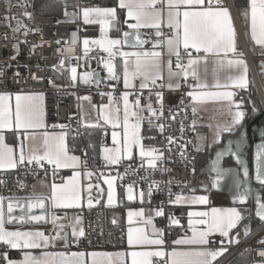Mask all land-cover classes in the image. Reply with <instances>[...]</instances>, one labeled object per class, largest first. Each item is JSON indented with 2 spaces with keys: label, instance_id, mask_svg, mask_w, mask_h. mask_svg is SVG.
Wrapping results in <instances>:
<instances>
[{
  "label": "snow or ice",
  "instance_id": "obj_1",
  "mask_svg": "<svg viewBox=\"0 0 264 264\" xmlns=\"http://www.w3.org/2000/svg\"><path fill=\"white\" fill-rule=\"evenodd\" d=\"M118 7L126 9V19L124 24L129 31H123L122 36L111 38L108 29L120 31L117 26L118 17L116 8L93 7L81 9L82 23L85 25L99 24L100 38L89 40L87 37L79 35L83 29L77 27L75 35L77 49L71 47L68 38L61 37L56 41L58 45H65L61 49L60 62L67 65L71 73L72 87L77 82L84 85L101 84L100 74L92 70L78 72L80 61L86 60L92 50L90 45L98 46L100 50L107 53V58L101 57V66L106 71L105 81H115L123 83L124 91L117 98L113 92H101L102 97L107 95L108 103L93 105L97 110V120L90 126L104 128L110 126L112 147L101 146V158L105 166H116L122 160H133L137 156L140 160V168H147L159 171L161 174L171 171L162 167L165 161V151L172 153L173 145L179 149V155L186 165H192L194 157L187 154V146L193 144L196 151H200L204 145L205 138L197 135L196 142L185 140V125L183 118L179 122V137L167 135L165 137L167 147L160 148L154 145H146L145 139L154 140V136H145L142 133V125L147 122L149 129L157 130L162 136L170 123L162 121H175L181 112L186 113L187 107L181 100V107L177 112L170 108L168 116L164 115V96L161 91H153L156 88L167 87L170 90H179L182 86L189 89L186 96L189 98L191 111L194 119L191 129L196 130V115L198 107L207 102L223 103L227 106L228 119L224 122H217L215 126L209 125L213 129L212 143L221 142L223 134L233 136L239 131L235 139H228L227 144L219 151L215 152V158L211 160L210 170L215 175L211 177V189L219 188L222 181L229 178L232 188L231 199L234 206L228 208H211L209 211H188V230L191 235L185 234L172 241L171 250L165 249L166 240L164 230L158 229L153 224L152 216L145 218L144 208L128 211V223H133V218H140L146 226L151 227L155 238L149 236L146 228L129 227L127 230V243L130 248H140L142 250H132L126 254L119 252L112 253H88L93 257L92 264H100L97 257H107L109 264L121 261L126 264L125 256L131 258V264H158L163 260L164 264H213L214 261L228 252L229 247L238 245L240 240L239 226L248 216L251 215L247 207L250 201L254 202L255 217L264 223V142L256 146L254 175L250 174V169L246 166L242 156V146L247 137L245 121L254 118L259 114V109L253 104L251 110L245 108L243 97L235 100L237 91H247L249 87V69L242 53L237 52V31L234 18L225 0H118ZM240 14L250 22L251 40L256 45L264 48V0H247V7ZM24 15L31 19V13L24 12ZM75 13L65 12V16L70 19L68 23L74 22ZM13 19L5 17V20ZM60 23V21H57ZM19 27H23L22 21L16 20ZM167 28L168 32L164 29ZM142 29L152 30V33L145 38ZM154 35L155 39H152ZM151 45L145 48V45ZM124 47H130L132 51H124ZM67 51L68 54H63ZM231 54V55H230ZM119 56L122 63L117 64L115 58ZM165 56L167 60L165 61ZM172 57H175L173 68ZM75 60L76 66L72 65ZM264 67V65H262ZM53 70H57L53 66ZM167 71V82L158 83L163 79L164 71ZM39 79L38 77H34ZM194 81V83H191ZM139 81V90L136 82ZM52 83V81H49ZM109 87L116 89V84H109ZM149 90L148 102L142 103L144 99L143 91ZM155 96V104L152 96ZM130 97H135L130 99ZM90 101V97H80ZM7 97L0 94V130L9 129L17 133L19 140L18 152L5 143V137L0 134V169H17L18 166L40 167L47 174L51 168L52 175L55 176L60 169H71L72 175L65 178L61 184L53 182L51 188V204L54 208L79 207L81 199V178H89L93 172L88 170V161L82 160L80 156L73 154L66 144V125H53V128H60L59 133L47 130L38 132L39 129H47L44 123V109L42 107L43 95L17 94L15 96V111L8 103ZM248 103H252L249 101ZM186 118V117H185ZM259 126L253 129L256 131ZM262 141H264V130H260ZM235 144V149L232 145ZM91 147V145H89ZM211 147V145H208ZM86 155V153H85ZM231 155L234 158L236 167H222L221 158ZM83 168L81 172L79 169ZM131 171L137 174L134 169L125 170V175ZM195 173V167H192ZM124 177L117 173V176L105 178L108 186L107 203H116V192L114 181ZM146 179V177H141ZM259 186L254 190L252 181ZM2 183V182H0ZM169 186V203L173 205H206L209 203L207 195H187L184 192L173 194L171 192L172 180L166 182L153 180L148 185L145 192L140 189L135 192L137 182L133 181L127 185L126 196L129 201L137 199L141 204L147 195L151 197L155 187L160 190L161 184ZM90 190L93 186L89 184ZM96 187H99L97 185ZM188 188L187 185H185ZM205 192L209 191L205 185ZM189 192L195 189L188 188ZM151 202L150 199L148 201ZM89 207L92 200L88 201ZM45 198L38 196L28 198L26 201L9 200L7 204V222H36L45 219L44 215L33 214V209H45ZM20 209L19 216L13 215L14 209ZM155 216L164 215L163 202L157 209H153ZM246 213L248 216H246ZM5 208L4 197L0 196V242L12 249L22 250L21 260L9 259L7 252L0 253V259L5 264H87L84 259V252H41L40 256H35L31 251L40 248H47L54 245L57 240H64L67 247L68 235L63 232L64 225L56 227L54 236L46 235L43 231H8L5 229ZM51 215V222L56 226L60 219L55 214ZM171 224H180V220L172 215L168 216ZM80 223V218H76V224ZM115 223V220H113ZM244 235L250 233V225L243 224ZM218 234L219 247H212L217 242L212 239ZM71 235L74 239H79L85 235L81 228L77 230L72 226ZM260 243H264L261 240ZM264 264V261L259 262Z\"/></svg>",
  "mask_w": 264,
  "mask_h": 264
},
{
  "label": "built area",
  "instance_id": "obj_2",
  "mask_svg": "<svg viewBox=\"0 0 264 264\" xmlns=\"http://www.w3.org/2000/svg\"><path fill=\"white\" fill-rule=\"evenodd\" d=\"M77 1L79 10L84 4L91 8L97 5L95 1L88 3H85L84 0ZM73 10L76 14V9L73 8ZM25 11L32 14L31 19L24 15ZM65 12L61 16H55L36 10L30 0H0V92L8 94L18 92L42 94L47 127L58 129V127L53 128L52 126L66 125L67 127L64 131L67 135L71 134L78 150L77 154L80 155L82 160L86 159L88 161L87 157L82 153L83 143L81 139L84 129L91 124L86 104L108 98L107 95L102 97L99 94L101 92H113V95L118 98L123 91V87L120 82L115 81H102L99 87L81 88L78 84L79 82H77L75 87L71 86V73L67 69V65L60 62L61 49H64L65 45H58L56 41L66 36L69 45L76 48L77 53L82 55L80 46L77 44L75 29L77 27L83 29L79 35L87 37L91 41L100 38V25L83 24L82 20H80V11L78 20L75 15L73 18L74 22H65ZM6 16L13 19L5 20ZM16 20L22 21L23 27L17 26ZM57 21H60V23H57ZM151 33L152 31L149 29L142 31V35L145 38H148ZM150 46V44L145 45L146 48ZM90 47L92 50L86 60L80 61L81 66L77 68V71L83 72L90 67L95 72L99 71L101 76L105 77L107 74L101 66V57L107 58V53L100 50L98 46L90 45ZM63 54L66 55L68 53L65 51ZM76 63L75 60L72 61L73 66H76ZM53 66L57 70L54 71ZM50 80L52 83L49 82ZM190 82H192L191 79ZM109 84H116V89L113 91L108 86ZM136 84L137 90H139V81ZM188 90L187 86H182L179 90H170L166 87L153 89V91H161L163 93L165 117L168 116L170 108L174 113L179 110L182 99L184 105L188 106L186 113L181 112L175 121H162L170 123L171 126L166 128L163 136L156 130L154 136L155 146L166 149L165 137L167 135L171 134L179 137V122L182 118L185 125L184 139L193 141L192 134L194 131L191 129L193 114L191 107H189V98L185 95ZM144 92H149V90L145 89ZM86 96L91 98L90 101L78 99ZM153 99V104H155L156 98L154 95ZM71 147L73 148V146ZM187 154L195 158L192 165H186L185 161L182 160L177 146L173 145L171 154L165 151V161L162 167L171 169V171L164 174L159 171L140 168V160H122L119 165L107 167L101 160L96 161L93 166H89L88 163V170L93 172L88 185L91 184L93 187L90 190L87 187V194L91 200H96L97 193H99V188L96 186L99 181L109 175L117 176V173L124 177L122 180L117 179L119 187L127 186L136 181L135 189L138 191L143 189L147 192L148 185L153 180L162 182L172 180L171 192L175 194L180 189L186 188L185 185H189L190 179L194 175L192 167H195L196 164V151L193 144L187 146ZM129 165L137 174H132L129 171L125 175V170L129 168ZM35 177L54 181L62 177V172L58 170L57 174L53 176L51 168L46 174L40 167L33 166H18L17 169L11 171H0V182H2L0 183V196L4 197L5 202L12 198L28 199L32 179ZM141 177H146V179H141ZM168 192L169 186L166 183H162L160 190L153 188L151 197L145 196L148 201L150 199L158 208L163 202L164 215L159 216V222L164 230L166 249L171 246L167 241L168 232H170L172 227L168 216L172 215L174 217L173 204L169 203ZM208 197L211 205H231L228 196L221 192L209 190ZM78 215L85 235L81 237L77 248H69L63 245L61 247L62 251L69 252L79 249L84 253H90L92 251L109 252L124 248L127 234L125 225L119 224L116 219L115 223H113V220H109L107 211L103 207L84 206L78 211ZM43 232L46 235L54 236L53 227L46 228ZM212 239L217 242L212 247H219L221 238L218 234L213 235ZM261 240H264V223L259 221L256 226L251 227L249 235L241 239L238 245L230 246L228 252L219 257L215 264H225L243 251L249 252V264H259V262L264 261V243H260ZM4 252L9 255L11 253L10 247L4 245L1 248V253ZM161 264H164V261Z\"/></svg>",
  "mask_w": 264,
  "mask_h": 264
},
{
  "label": "crops",
  "instance_id": "obj_3",
  "mask_svg": "<svg viewBox=\"0 0 264 264\" xmlns=\"http://www.w3.org/2000/svg\"><path fill=\"white\" fill-rule=\"evenodd\" d=\"M225 3L230 8L232 15H233V18H234V22H235V27H236V31H237V52L243 54V58L245 59V61L247 62V65H248L249 81H250V83H253V88H251V93L255 92L257 94V83H256L255 77L256 78H259V77L263 78L262 77L263 75H260L258 77L257 73H255L256 68H255L254 64L258 60H264V48H261L260 46L256 45L255 42L251 40L250 28H249L250 22L248 20L245 21L246 22V31L244 32V30L240 24L239 18L237 16V13H236V9L234 6V0H225ZM95 7H99V6L96 5ZM117 7H118V0H117ZM245 7H247V0L245 3ZM109 8H114V7H109ZM120 10H121V12H120L121 17H120V22H118V25L120 24V26L122 27L121 32L128 31L129 29H127V26L124 24V20L126 19V11L127 10L126 9H120ZM144 30H146V29H142L141 31H144ZM164 31L168 32V29L165 28ZM110 37L115 38V37H119V35L112 34V30H111ZM152 39H155L154 35L152 36ZM123 50L124 51H132L133 49H131L130 47H124ZM164 59L166 61L167 57L165 56ZM172 60H173V68H174L175 57H172ZM115 62L120 64V63H122V60L119 56H117L115 58ZM166 82H167V71L165 70L163 73V79L161 81H158V83H165L166 84ZM120 83L122 84V87H123L122 81ZM191 83H194V81H192ZM250 83H249V86H250ZM90 87H92V85ZM248 89H249V87H248ZM123 91H124V88H123ZM249 92H250L249 90H247V91L238 90L237 95L234 97V99L239 100L241 97H243L244 102H245V108L247 110L249 109V111H250L251 110L250 104H253V103H248L249 101H251L250 99L252 98V97H250ZM0 94L5 95L7 97L6 103H8L9 106L11 107V109L13 111V117H14L15 103H16L15 96L17 94H35V93L18 92V93H14V94H8V93L0 92ZM143 96H144V99L142 100V103H147L149 92H144ZM257 97H258V94H257ZM130 99H134V97H130ZM151 99L153 102V100H154L153 96ZM258 101H259V99H258ZM107 103H108V98L101 100V101H98V102H88L86 104V110H87L88 115L91 118V124H94L97 120V110L94 109L92 106L93 105L98 106L100 104H107ZM259 104H260V102H259ZM255 105H258V104H255ZM42 107L44 109L43 101H42ZM189 107H191V106H189ZM193 119H194V117H193ZM195 119L197 120V124H196V130L192 134L193 135V142H194V138L196 136L195 134L197 131H200V133L203 136L204 135L207 136V134L209 132L211 133V136L213 135V129L210 128L209 125H213V127H214L217 122L222 123L228 119L227 106L223 103L207 102V103L198 107V111H197V115H196ZM44 123H45V116H44ZM144 125H145V123L142 125L143 135H145ZM89 127H93V126H89ZM98 128H100V127H98ZM100 129L102 132V143H103V145H106L108 147H112L113 145H112V138H111V131H112L111 127L105 126L104 128H100ZM45 130H47L49 132H55V133H59L61 131L60 128L51 129L48 127H47V129H39L37 131L42 132ZM0 134L4 135L5 143L8 144L10 147H13L14 150L18 152L19 140L17 139V133L14 130L4 129V130H0ZM229 138H230L229 134L225 133V134H223L220 143L213 144L211 142L209 154H207V151L209 150V149L207 150V146H205V148L201 149L200 151L195 150L196 151V162H197V160L201 161L202 158L205 156V154H207V155H209V157H211V154L214 153L219 147H222V145H224L225 141ZM143 142L145 143V141H143ZM66 144L69 148L68 135L67 134H66ZM145 144L155 146V142H150V143H145ZM101 146H102V144H101ZM101 146H100V149H101ZM73 154L80 156L77 153H73ZM100 160L103 161L101 158V153H100ZM125 160L130 161L127 159H125ZM133 160H139V157L137 156ZM11 170H14V169H0V171H11ZM79 170L81 172L84 171V169H82V168ZM60 171L62 172V177L58 178L57 180H54V181H47V180H44V179L39 178V177H35L32 179L29 197L36 198L38 196H42L45 198L46 203H47V209H46L47 210V223H46V225L34 226V225H28L27 224V225H15V226L13 225V226H14V228H23V227L32 228L30 231H43L46 228L53 227L54 235H55L56 234V227H58L59 225L62 224V225H64L62 235L64 233H67V235H68L67 246L69 248H77L79 246L81 237L78 240L74 239L72 237V235H71L72 226L75 225L77 227V230L82 228L81 219H80V223L76 224V218L79 217L78 211L80 209H82V207H84V206L89 207L88 201L90 198L87 194V185H88V182L90 180V177L89 178H83V177L81 178L82 191H81V199L79 201V205H80L79 207L54 208L51 204V200L49 199L51 196L50 185L53 182H55L56 184H61L64 182L65 178L72 175L71 169H60ZM104 181H105V179H101L99 181V183H98L99 193H97L98 196H97L96 200H94V201L92 200V206L91 207H94V206L95 207H103L107 211L108 219L111 221L116 219L119 224L125 225L126 230H128L129 227L146 228L149 236L152 238H155V235L151 231V227L146 226L142 219L134 217L133 223L131 225H129V223H128V211L130 209L138 210L140 208H144L145 218H147L149 215L152 216L153 224L155 225V227L158 229H162L160 226V222H159V216H155L154 211H152L153 209H157L158 207L155 206V204L152 202L149 203L148 200L146 199V197L144 198V203L141 204L138 195H137V199H135L133 201H129L127 199V196H126L127 186L119 187L117 185V179L114 181L115 192H116V203L109 205L107 203L108 186ZM188 188L195 189V192L194 193L189 192ZM188 188L180 189L176 193L184 192L187 195H207L208 196V191L205 192L201 188V184L197 182V176L193 177V175H192V177L190 179V183L188 185ZM134 191L137 193L139 192L135 188H134ZM209 203L206 205H173L174 217L180 220V224L179 225L172 224L171 230H170V232H168L169 235L167 237V241H168V243L171 244V246H169V248H167V249L165 248L166 250H169V251L171 250V248L173 247V245H172L173 240H175L179 237H182L185 234L191 235V232L188 230V223H187L188 211H209L211 208H228V207L234 206L232 204L231 205H211ZM4 208H5V201H4ZM50 214H55L58 217H60V219L57 220L56 226H54L53 223L51 222V215ZM246 216H248L247 213H246ZM244 223L249 224L250 229H251V227H253V222H251V220H249V218H247L244 222H242V224L239 226L240 240L245 237L244 230H243V224ZM13 226L8 225L6 223V218H5V225H4L5 229L9 230L7 228L13 227ZM38 227H40V228H38ZM15 230H19V229H15ZM164 238H165V235H164ZM2 245L4 246L5 244H3V242H0V246H2ZM63 245H65L64 240H57L54 245H50L47 248L23 250V251H31L32 254L35 256H40L41 252H45V251L50 252V253L51 252H64L66 254L72 253V252H83L79 249H74V250H71L69 252L62 251L61 247ZM132 250H142V249L130 248L128 243H127V234H126V243H125L124 248L118 249L115 251H109V252L92 251L90 253H93V252H95V253H112L113 254L112 259L115 260L114 254L119 253V252H123L126 254L127 252L132 251ZM10 252L11 253H9V255H8L9 259H12V260H21L22 259V250L10 248ZM85 254L86 255H85L84 259L87 261V264H92L93 257L87 255L88 253H85ZM96 259H98L100 261V264H109L107 257H97ZM156 259L158 260V264H161L163 261V260H159L158 258H156ZM218 259H217V261H218ZM124 260L126 261V264H131V258L130 257L125 256ZM217 261H214L213 264H215ZM115 264H121V261H115ZM225 264H249V252L243 251V252L238 253L229 262H227Z\"/></svg>",
  "mask_w": 264,
  "mask_h": 264
},
{
  "label": "water",
  "instance_id": "obj_4",
  "mask_svg": "<svg viewBox=\"0 0 264 264\" xmlns=\"http://www.w3.org/2000/svg\"><path fill=\"white\" fill-rule=\"evenodd\" d=\"M67 13H74V10L69 9L67 11ZM69 19L70 18L66 16L65 20L68 21ZM114 23H117V26L120 29L119 32L117 31L118 35L122 36L121 28L118 25V21L114 22ZM110 30L116 31L114 29H110ZM254 65L256 68L255 73H257L258 77L260 75H263L262 76L263 78L259 77L257 79H258V82H259L260 87H261L260 91H262V93L264 95V67H262V65H264V60H258L257 62H255ZM96 72L100 74L101 82L105 81L104 77L101 76V73L99 71H96ZM105 82H112V81H105ZM92 86H96V85L92 84ZM258 90L259 89L257 86V94H258V99H259L260 104L255 105V106L259 109V114L255 115L254 118H250V119L245 121V126L247 128V137H246L245 142H244L242 149H241L245 164H246V166L249 167L250 174H252V175H254L256 146L258 144H260L261 142H264V141H262V137L260 135V130H264V121H263L264 120V100H263V97H262L260 91H258ZM250 105L252 107L253 104H250ZM256 126H259V129L256 131H253V129L256 128ZM236 137H230V138L235 139ZM227 141H228V139L225 141L224 145L222 147H219L216 151L221 150L227 144ZM233 149H235V147ZM215 152L212 154L209 161H207V163H205V165L201 168L200 174L198 175V178H197V182L201 184L202 189L206 185L208 187V189H210V190H213V191L219 192V193L221 192L222 194L227 195L229 200H230V203L233 205L232 199H231V193L234 189L232 188L231 181L229 178H226L224 181H222L219 188L211 189V177H213L215 174L211 172L210 167H211V160L215 158ZM227 158H232L233 164L231 166H224V160ZM221 166L222 167H236L237 170L239 171V166L235 165L234 158L231 155H227V156H224L221 158ZM251 183H252L254 190L258 189L259 186L256 184V182L254 180ZM262 195H264V194L262 193ZM29 198H32V197H29ZM9 200H12L13 202H15V201H26L27 198H26V200L25 199H13L12 198V199H8L5 202V213H6L5 218H6V223L8 225H11V226H13V225L14 226L15 225H27V224L28 225H34V226L46 225V223H47V210H46L47 209V203H46V200H45V205H46L45 209H40V208L33 209V214L45 216V219L42 220L41 222H39V223H36V222H23V223H21V222H15L14 221L12 223H8L7 222V220H8V218H7V204L9 202ZM247 207L249 208V210L251 212V215L248 216L249 220H251V222H252V220L254 218L258 219L257 217H255L254 202L250 201L248 203ZM20 214H21L20 209H18V208L14 209L13 215L19 216Z\"/></svg>",
  "mask_w": 264,
  "mask_h": 264
},
{
  "label": "trees",
  "instance_id": "obj_5",
  "mask_svg": "<svg viewBox=\"0 0 264 264\" xmlns=\"http://www.w3.org/2000/svg\"><path fill=\"white\" fill-rule=\"evenodd\" d=\"M33 7L41 12L53 14L55 16H61L64 14L66 10L73 9L75 7L76 0H30ZM90 1H95L98 6L101 7H114L117 10V17L118 22H120V15L121 10L117 7V0H84L85 3H88ZM246 0H234V6L236 9L237 16L239 18L240 24L244 30L246 31V19L240 14V12L246 8L245 7ZM112 34L118 35L117 31H112ZM118 64V63H117ZM251 88H253V83H250L249 86V94L250 97H252L250 100L255 105H259L258 97L255 92L251 93ZM264 121V120H263ZM144 132L145 136H154L156 133L155 129H149V126L147 122H145L144 125ZM82 143H83V155L86 153V157L88 159L89 166H93L96 161L100 160V146L102 144V132L101 129L98 127H87L84 129L83 135H82ZM145 143L155 142L154 140L145 139ZM68 145L70 150H74L73 153H77V147L75 145V142L72 140L71 134L68 135ZM91 145V147L89 146ZM73 146V148L71 147ZM209 157L207 154L202 158L201 161L196 162L195 168L199 170L202 166L207 163ZM254 225V224H253ZM0 246V253L1 248ZM0 264H5V262L0 259Z\"/></svg>",
  "mask_w": 264,
  "mask_h": 264
},
{
  "label": "rangeland",
  "instance_id": "obj_6",
  "mask_svg": "<svg viewBox=\"0 0 264 264\" xmlns=\"http://www.w3.org/2000/svg\"><path fill=\"white\" fill-rule=\"evenodd\" d=\"M85 7H87V8H91V7H89V6H87V5H82L81 6V8H80V10H79V6H78V1L76 0V2H75V7H73L74 9H76V19L78 20L79 19V17H78V14H79V11H80V20H82V15H81V9H83V8H85ZM99 7H101V6H99ZM119 26H120V24H119ZM120 28H121V31H122V27L120 26ZM110 34H111V30L110 29H108V35L110 36ZM115 38H117V37H115ZM79 84V86L81 87V88H89L91 85H84V84H81V83H78ZM196 122H197V120H196ZM197 124V123H196ZM200 135V136H202V137H204L205 138V142H204V145L201 147V149H203V148H205V146H207V154H209L210 153V147L208 146V145H211V142H212V136H211V133L209 132L208 134H207V136H203L201 133H200V131H197L196 132V136H195V138H194V142H196V139H197V135ZM208 157H209V155H208ZM210 158V157H209ZM209 160V159H208ZM198 170L195 168V173H194V175H193V177L195 176H197L198 175ZM252 222H253V226H256L258 223H259V219H256V218H254L253 220H252ZM38 228H40V227H38ZM7 229H9L8 231H16L15 229H19V231H30L32 228H26V227H23V228H14V226L13 227H8Z\"/></svg>",
  "mask_w": 264,
  "mask_h": 264
},
{
  "label": "flooded vegetation",
  "instance_id": "obj_7",
  "mask_svg": "<svg viewBox=\"0 0 264 264\" xmlns=\"http://www.w3.org/2000/svg\"><path fill=\"white\" fill-rule=\"evenodd\" d=\"M249 110V109H248ZM239 135V131H237V133L235 134V135H233V136H230V137H236V136H238ZM223 146V145H222ZM233 148L235 147V145L233 144V146H232ZM213 154V153H212ZM212 154H211V156H212ZM211 158V157H210ZM209 161V160H208ZM233 164V162H232V158H227V159H225L224 160V166H231ZM203 167V166H202ZM201 167V168H202ZM201 168L198 170V175L200 174V170H201ZM198 175H197V178H198ZM264 194V193H263Z\"/></svg>",
  "mask_w": 264,
  "mask_h": 264
},
{
  "label": "bare ground",
  "instance_id": "obj_8",
  "mask_svg": "<svg viewBox=\"0 0 264 264\" xmlns=\"http://www.w3.org/2000/svg\"><path fill=\"white\" fill-rule=\"evenodd\" d=\"M255 79H256V83H257L258 89H259L258 91H260L261 90V87H260V84L258 82V79L256 77H255ZM260 93H261V95L263 97V100H264V95H263L262 91H260Z\"/></svg>",
  "mask_w": 264,
  "mask_h": 264
}]
</instances>
